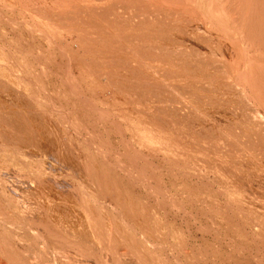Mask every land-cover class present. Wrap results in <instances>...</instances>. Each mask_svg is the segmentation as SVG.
<instances>
[{
	"label": "bare ground",
	"instance_id": "1",
	"mask_svg": "<svg viewBox=\"0 0 264 264\" xmlns=\"http://www.w3.org/2000/svg\"><path fill=\"white\" fill-rule=\"evenodd\" d=\"M0 56V264H264V0H0Z\"/></svg>",
	"mask_w": 264,
	"mask_h": 264
},
{
	"label": "rangeland",
	"instance_id": "2",
	"mask_svg": "<svg viewBox=\"0 0 264 264\" xmlns=\"http://www.w3.org/2000/svg\"><path fill=\"white\" fill-rule=\"evenodd\" d=\"M174 33V37L175 36H179V33L178 32H173ZM176 34V35H175ZM70 38H68L67 40H69ZM185 41L187 42V43H192V40H190V39H187V38H185ZM191 41V42H190ZM198 46H199V44H197ZM203 45H201V46H199L200 48L202 47ZM5 57V56H4ZM3 56H0V61H2L3 60V58H4ZM25 57V58H24ZM13 58H17V60L19 59V61H17V63L18 64H21L22 62H21V60L23 61V60H25L26 59V61L28 60V61H30V62H32L33 60V58H32V56H13ZM24 58V59H23ZM27 61V63H29L30 65H31V63L30 62H28ZM35 61L36 60H34L33 62H32V64H34L35 63ZM20 62V63H19ZM37 63V62H36ZM34 67L35 66H37L38 67V65L37 64H35V65H33ZM0 73L2 74V76L1 77H3L5 80H6V82H9L7 79L9 78V76H8V74H7V71L6 70H4V69H0ZM32 79H34V78H32ZM35 80V82H34V85H33V87L34 86H36L37 87V83H38V85H40L41 86V83L37 80V79H34ZM225 80H226V77L225 76H223V75H221L220 76V82L222 83V86H224V82H225ZM11 81V83H12V81H13V79H11L10 80ZM10 83V84H11ZM0 87H1V84H0ZM49 90V89H48ZM51 92H52V90H50ZM50 92V93H51ZM52 95L53 94H55L54 93V91H53V93H51ZM60 94V96L62 97L63 95L64 96H67V97H70V94L68 93V92H64L63 90H61V92L59 93ZM56 95V94H55ZM180 98L182 97V94L181 95H179V94H177ZM184 96V95H183ZM182 99H184L183 97H182ZM223 110V108L221 107L220 109H219V113L223 116V117H225L226 116V118H228V119H231L232 118V116H231V114L229 113V112H227V111H229L227 108H225L224 109V111L223 112H221L222 110ZM227 113L228 114H230V116L229 115H227ZM229 116V117H228ZM231 117V118H230ZM23 135V134H22ZM114 139H115V141L117 142V137L116 136H114L113 137ZM35 158V157H34ZM34 158H32V157H29V159H27V161H28V163H29V165H32L33 163H35L34 162ZM30 161V162H29ZM33 163H32V162ZM36 161V160H35ZM1 164V163H0ZM2 165V164H1ZM0 165V166H1ZM17 165V163L15 164V166ZM125 190H126V192H128V194L129 195H131V197H133V199L135 200V201H140L141 199H142V202L143 203H148L147 202V200H146V191H145V189H144V187L143 186H125ZM145 194V195H144ZM145 198V199H144ZM138 199V200H137ZM108 200V201H107ZM105 201H107V203L109 202V199H105ZM141 202V201H140ZM110 204H112V202H109ZM139 203V202H138ZM99 206V205H98ZM99 207H102V206H99ZM178 217L179 216H176L175 217V215H174V213L173 212H168L167 214H166V216H164L163 217V219H165V222H167V226L170 228L171 227V232H172V230H173V232L171 233V236H170V240H172V241H175L176 240V238H175V236L178 234V233H180V234H182V236L183 237H188V235H189V233H190V235H191V237L192 238H194V239H192V238H190L189 240H188V243L189 244H187V250L189 249V247H190V245H191V247L193 246V247H197V248H199V243H200V247H201V249H206V248H204V247H207V249L206 250H211V251H213V250H215L216 248V262H210L211 260L213 261V256H212V254H211V256L209 257V255H210V253H207V263L206 264H214V263H216V264H224L222 261H224L225 260V257L227 258L228 256H231L232 254V252L234 251V249H231V247H230V245L229 246H227L228 244H229V241H231V240H228V238L230 239H232V240H236V241H240L242 244H244V245H247L248 246V242H249V239H248V237H246L245 235H243V233L241 234H239V233H235V232H233V231H228L227 232V236H224L223 235V233L221 234H217V235H214V234H216V233H212V232H209V231H207V232H204L203 233V231H201V230H199V229H197L198 227L196 226V224H194V225H189V228H187V226H185L184 224H183V222L181 221V219H180V217H179V219H178ZM181 221V222H180ZM222 220L221 219H219L218 218V226L220 225V227L221 228H223V232H226V230H225V224L223 223V221L221 222ZM264 222V221H263ZM179 226V227H178ZM190 226H191V228H190ZM180 228V229H179ZM176 229V230H175ZM189 229H190V231H189ZM197 229V230H196ZM225 230V231H224ZM212 231V230H211ZM201 233V234H200ZM228 233H230V234H228ZM237 234H239V235H237ZM179 235V234H178ZM216 236V237H214V236ZM236 235L238 236V237H236ZM241 235V236H240ZM173 236V237H172ZM233 236V237H232ZM240 236V237H239ZM245 236V237H244ZM236 237V238H235ZM174 238H175V240H174ZM205 240H203V239ZM219 238V239H218ZM192 239V240H191ZM202 239V240H201ZM248 241V242H247ZM192 244H191V243ZM224 242V243H223ZM227 244H226V243ZM240 242H238V243H240ZM207 243V244H206ZM245 243H247V244H245ZM201 244H203L204 246H202ZM198 245V246H197ZM177 247V246H176ZM212 248H213V250H212ZM231 249V250H230ZM214 251V252H215ZM202 252H204L203 250H202ZM235 252V251H234ZM233 252V253H234ZM230 254V255H229ZM219 255V256H218ZM181 258H183L182 256H181ZM209 258H211V260H209ZM219 258H221V259H219ZM233 258H230V264H238V263H235V261H233L232 260ZM183 260L184 261H186V262H184V264H189L190 262L188 261V260H186L185 258H183ZM189 262V263H188ZM208 262H210V263H208ZM218 262V263H217ZM191 264V263H190Z\"/></svg>",
	"mask_w": 264,
	"mask_h": 264
}]
</instances>
